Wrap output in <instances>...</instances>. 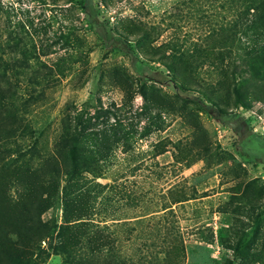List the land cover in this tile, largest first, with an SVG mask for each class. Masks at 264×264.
Returning a JSON list of instances; mask_svg holds the SVG:
<instances>
[{
    "label": "rangeland",
    "instance_id": "obj_1",
    "mask_svg": "<svg viewBox=\"0 0 264 264\" xmlns=\"http://www.w3.org/2000/svg\"><path fill=\"white\" fill-rule=\"evenodd\" d=\"M93 2L100 12L97 26L87 20L81 0H0V41L20 40L26 50L50 63L63 55L75 60L73 69L59 79L56 86L48 88L45 103L33 106L26 117L36 130L44 128L41 141L49 146L67 105H80L98 95L106 104L122 102L123 93L113 83L116 71L117 75L126 74L133 81V100L129 103L133 113L144 103L141 83L130 67L126 43L117 40L119 48L102 56L100 35L103 28L124 32L145 58L147 54L138 43V38L144 34L142 28H147L157 38L154 45L174 44L197 56L200 48L214 38L213 32L227 27L237 18L235 8L228 6L227 0ZM212 62L206 60L196 71L206 83L214 84L219 70ZM154 65L168 73L160 62ZM154 76L158 80L167 79L159 73ZM150 84L166 93L177 109L167 110L163 119L156 115V109L151 111L152 116L133 114L134 122L140 123V130L145 126L152 130L148 137L138 140L132 150L118 151L113 165L107 166L104 175L96 179L100 187L95 185L96 181L92 183V188H99L97 206L103 212L96 218L110 226L106 233L110 232L116 239L114 246L119 247L114 251L116 256L123 254L121 256L137 259L147 254L150 260L154 252L163 255L168 243L178 238L183 239L186 247L181 264H225L223 258L227 250L221 237L231 236L230 225L238 224L240 233L245 229L250 236L260 231L258 228L264 231V205L256 209L251 204L239 206L234 197L240 194L235 188L241 179L243 187L251 182L264 189V104L257 102L252 109L239 108L241 117L238 120L245 128L237 131L233 125L217 121L198 103L178 97L172 85ZM195 119L206 131L210 144L208 154L195 146L192 128ZM246 129H253L259 145L243 152L241 145L248 136L243 134ZM20 140L21 137H16L12 146L16 148L21 142L22 151H25L26 144ZM157 145L163 150L160 155H155ZM248 151L256 157L254 160ZM18 156L15 153L13 158ZM232 170L241 172V176L236 178ZM184 194L188 196L186 200H174L180 195L183 199ZM59 214L61 216L62 211ZM51 215L52 210L48 212V216ZM140 215L142 218L138 217ZM118 218H129V224L123 226L125 221ZM138 218L140 220L134 221ZM124 228H133V231L127 234ZM263 240L264 236L258 240L259 248ZM49 246V241L43 242L45 250L40 252L41 264H63L62 256ZM114 252L103 254L105 257L102 256L101 261L112 262L110 256Z\"/></svg>",
    "mask_w": 264,
    "mask_h": 264
},
{
    "label": "trees",
    "instance_id": "obj_2",
    "mask_svg": "<svg viewBox=\"0 0 264 264\" xmlns=\"http://www.w3.org/2000/svg\"><path fill=\"white\" fill-rule=\"evenodd\" d=\"M227 1L228 6L235 8L237 18L213 32L214 38L200 48L197 56L174 44L154 45L157 38L142 28L144 34L138 43L147 54L145 58L124 32L103 28L102 56L119 48L117 40L126 43L130 67L141 83L144 103L133 113V106L129 105L133 100V81L116 71L113 83L123 93L122 102L106 104L98 95L80 105H67L50 146L41 141L44 128L36 130L26 117L33 106L45 103L48 88L56 86L73 69L75 60L63 55L50 63L26 50L20 40L0 41V264H41L40 252L45 250L42 245L47 241L62 256L63 264H181L186 247L183 239L178 238L168 243L163 255L154 252L150 260L147 254L137 259L116 256V239L106 233L110 226L96 218L103 213L97 206L99 188L91 185L104 175L107 166L113 165L119 150L128 152L138 140L149 136L151 127L140 130L133 114L152 116L151 111L156 109V115L163 119L167 110L177 109L166 93L150 83L172 85L178 97L198 103L217 121L233 125L237 131L245 128L238 120V109H252L257 102L264 104V0ZM81 8L89 23L97 26L100 12L93 0H81ZM209 59L219 70L214 84L206 83L196 71ZM154 62L164 65L168 73ZM155 73L166 75L167 79L158 80ZM157 127L161 128L160 124ZM192 128L195 146L210 153L206 131L197 119ZM243 134L248 135L241 145L243 152L254 150L259 141L253 129H246ZM18 136L26 144L25 151L21 142L16 148L12 146ZM248 152L254 160L256 157ZM15 153L19 156L13 158ZM162 153L157 148L155 155ZM232 171L236 178L241 176V172ZM243 183L241 179L235 188L240 193L234 195L239 206L251 204L256 209L264 205V189L251 182L243 187ZM95 185L100 187L97 181ZM181 197L174 200L179 202L188 196ZM50 210L53 215L48 216ZM119 219L125 221L123 226L129 224V218ZM237 225L228 227L231 236L221 237L228 251L223 258L225 264L264 263V240L261 248L257 245L264 231L258 228L259 234L254 232L250 236L245 229L240 233ZM132 231L133 228H124L127 234ZM106 248L114 252L110 256L112 262L101 261L103 254L108 253Z\"/></svg>",
    "mask_w": 264,
    "mask_h": 264
}]
</instances>
